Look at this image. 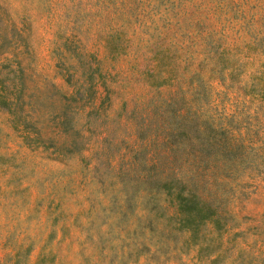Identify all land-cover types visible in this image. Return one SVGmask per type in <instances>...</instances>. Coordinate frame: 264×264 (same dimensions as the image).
<instances>
[{"label": "rangeland", "instance_id": "1", "mask_svg": "<svg viewBox=\"0 0 264 264\" xmlns=\"http://www.w3.org/2000/svg\"><path fill=\"white\" fill-rule=\"evenodd\" d=\"M152 165L215 213L170 229ZM0 264H264V0H0Z\"/></svg>", "mask_w": 264, "mask_h": 264}, {"label": "trees", "instance_id": "2", "mask_svg": "<svg viewBox=\"0 0 264 264\" xmlns=\"http://www.w3.org/2000/svg\"><path fill=\"white\" fill-rule=\"evenodd\" d=\"M164 109L171 110L170 115V127L165 130V137L168 138L171 147L178 145L182 142V139L186 133L184 129V123L186 122L177 118L170 102L163 104ZM190 120V119H189ZM193 121L190 120V127ZM194 123V122H193ZM209 124L207 123V126ZM194 135L197 137L194 133ZM204 138L208 145L210 141ZM159 169L152 165L150 169L145 167L146 174L142 179H139L140 183H144V188L147 192L148 207L153 212V215L161 216L166 221V224L170 229L174 228H186L189 231L194 230L197 226L206 218L210 217L212 213H215L214 205H212L207 199H205L197 190V186L189 179L181 177L179 174L170 170L158 171ZM125 171V170H122ZM120 172V183L122 188V200L127 204L133 201L132 192L135 187H127V181L129 179L128 174ZM160 194H163L166 202L173 206L172 213L165 214L162 210L161 204L158 202ZM174 231L169 232V234ZM116 249V247H115ZM116 250L114 253L116 254Z\"/></svg>", "mask_w": 264, "mask_h": 264}]
</instances>
